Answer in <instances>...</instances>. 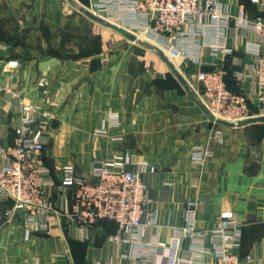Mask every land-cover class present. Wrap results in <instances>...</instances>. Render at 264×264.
<instances>
[{
  "label": "crops",
  "instance_id": "obj_1",
  "mask_svg": "<svg viewBox=\"0 0 264 264\" xmlns=\"http://www.w3.org/2000/svg\"><path fill=\"white\" fill-rule=\"evenodd\" d=\"M259 1L221 0L252 17L264 10V0ZM75 10L62 0H0V168L1 156L15 141L17 120L7 101L8 92H15L27 104L51 113L40 118L51 133L43 164L58 183L67 166L93 180V168L118 150L132 162L129 170L143 161L156 168L145 176L153 199L150 213L160 227L151 232L152 252L168 255L172 227L181 225L185 203L193 201L198 230L214 229L232 215L242 224L235 251L242 264H264V123H214L196 97V69L188 59L172 62L185 87L153 51ZM225 43L233 54L213 59L206 49V67L228 63L233 75L246 73L253 56L232 35ZM234 80L254 100L253 78ZM42 81L49 83L48 95L39 88ZM112 112L122 122L120 129H110L111 135L123 136L119 143L95 137ZM199 144L212 152L203 169L191 160ZM48 195L60 212L72 199L66 189L55 188ZM11 206V201H0V264H143L130 255L131 247L115 243V222L99 224L83 238L62 230L53 218L49 232L30 234L19 222H6L4 213ZM214 244L210 237L207 245L212 249ZM183 247L188 255L189 244ZM203 264L217 260L208 256Z\"/></svg>",
  "mask_w": 264,
  "mask_h": 264
},
{
  "label": "built area",
  "instance_id": "obj_2",
  "mask_svg": "<svg viewBox=\"0 0 264 264\" xmlns=\"http://www.w3.org/2000/svg\"><path fill=\"white\" fill-rule=\"evenodd\" d=\"M85 7L140 41L158 47L171 62L188 59L196 69V97L214 123L238 127L242 122L264 117V10L252 17L244 9L236 13L232 5L221 0H88ZM228 35L253 56L246 73L234 74L239 82L253 78L252 101L246 94L228 88L224 68L209 69L202 61L206 49L213 59L231 56L234 50L225 43ZM10 65L17 66V62ZM48 86L47 81L39 83L44 95H48ZM8 95L17 126L13 148L1 156L0 201L12 202L4 214L7 223L19 222L30 234L47 233L54 218L62 230H72L84 238V232L111 220L118 226L115 243L127 244L130 255L139 257L143 264H203L208 256H213L217 264H242L235 252L240 248L242 224L228 215L216 228L200 231L193 201L185 203L181 225L172 227L168 255L152 252L151 232L160 227L157 216L150 213L153 199L148 195L145 176L154 174L156 168L143 161L129 170L132 162L118 150L93 168V180L79 177L74 167L67 166L58 183L43 164L51 133L40 118L50 117L51 113L27 104L19 93ZM121 124L119 114L112 112L95 137L122 142L121 134H110V129H120ZM211 155L208 147L199 144L194 146L191 160L203 169ZM55 188L72 193L64 212L48 195ZM210 237L215 240L212 249L207 245ZM185 242L189 244L188 255L183 254Z\"/></svg>",
  "mask_w": 264,
  "mask_h": 264
},
{
  "label": "water",
  "instance_id": "obj_3",
  "mask_svg": "<svg viewBox=\"0 0 264 264\" xmlns=\"http://www.w3.org/2000/svg\"><path fill=\"white\" fill-rule=\"evenodd\" d=\"M76 10L77 12H79L80 14L86 16L87 18H89L90 20L94 21L95 23L105 27V28H108V29H111V30H116L117 32H119L120 34H122L124 37H126L127 39H129L131 42H134V43H139L141 44L142 46L146 47L147 49L153 51L155 54H157L161 60L171 66L173 68V65H172V62L170 61V59L167 57V55L161 50L159 49L158 47L154 46V45H151V44H148V43H145V42H142L140 41L134 34H131L127 31H124V30H121L119 28H117L116 26H114L112 23L108 22L107 20L93 14L92 12H90L89 10L86 9V7H84L83 5L77 3L76 1L74 0H67ZM173 72L174 74L177 76V78L179 79V81L185 86L187 87V83L185 81V79L182 77V75L177 71L176 68H173ZM258 122H262L264 123V117L263 118H256V119H253V120H249V121H245V122H242L241 124H239L238 127H242V126H246V125H249L251 123H258Z\"/></svg>",
  "mask_w": 264,
  "mask_h": 264
},
{
  "label": "trees",
  "instance_id": "obj_4",
  "mask_svg": "<svg viewBox=\"0 0 264 264\" xmlns=\"http://www.w3.org/2000/svg\"><path fill=\"white\" fill-rule=\"evenodd\" d=\"M80 1L83 3L84 6H86V5L88 4V0H80ZM259 15H260V14H259ZM8 42H9V43H12L13 40H8ZM224 69H225V71H226L225 81H226V83H227L228 88H229L231 91H233V92H235V93H237V94H242L243 92L241 91V89H240V87L238 86L237 82L234 80V78H235L234 75H233L234 69L231 68V67H229V64H228V63H226V64L224 65ZM232 75H233V77H232ZM235 79H236V78H235ZM232 84L234 85V87H232ZM4 214H5V213H4ZM108 221H111V220L102 221V222H100L99 224H104L105 222H108ZM112 222H114V221H112ZM99 224H98V225H99Z\"/></svg>",
  "mask_w": 264,
  "mask_h": 264
},
{
  "label": "rangeland",
  "instance_id": "obj_5",
  "mask_svg": "<svg viewBox=\"0 0 264 264\" xmlns=\"http://www.w3.org/2000/svg\"><path fill=\"white\" fill-rule=\"evenodd\" d=\"M64 3H66L68 6H70V4L68 3V1L67 0H62ZM76 1V0H75ZM77 2V1H76ZM78 3V2H77ZM82 2H79V4H81ZM82 5V4H81ZM85 7V6H84ZM76 11V10H75ZM77 12V11H76ZM79 13V12H78ZM80 14V13H79ZM82 15V14H81ZM85 19H87V17L86 16H84V15H82ZM42 27L43 26H41V30H39V32H42ZM114 31H116V30H114Z\"/></svg>",
  "mask_w": 264,
  "mask_h": 264
}]
</instances>
